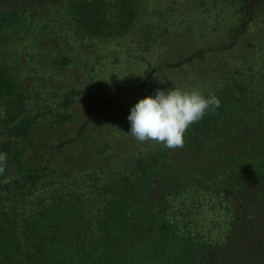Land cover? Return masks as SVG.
I'll list each match as a JSON object with an SVG mask.
<instances>
[{"label":"trees","instance_id":"1","mask_svg":"<svg viewBox=\"0 0 264 264\" xmlns=\"http://www.w3.org/2000/svg\"><path fill=\"white\" fill-rule=\"evenodd\" d=\"M27 3L28 12L27 7L0 11V43L27 25L28 45L37 50V54L28 50V55L33 60L39 57L47 68L58 70L66 68L72 59L67 54L47 50L51 27L59 14L53 7L65 9L78 35L101 39L127 33L139 10V0H28ZM245 6L240 5V10ZM233 72L240 73L236 69ZM15 74L0 48V152L7 153V160H19L28 154V146L36 162L47 154L56 156L64 151L61 146L68 137L57 145L59 150H54L36 132L39 126L44 129L41 134H47L79 121L76 107L81 91L71 87L61 93L43 95L30 88L32 85L28 84L27 89ZM210 94L220 99V107L186 131L185 144L191 150L200 152L216 141L229 145L239 140L248 121L256 115H261L264 122V93L249 90L239 76L229 77L218 89L204 95ZM80 140L82 143L75 140L68 144L72 147L69 152L78 157L89 151L100 156L108 152L107 144L87 149L86 140L82 136ZM78 144L87 153L79 151ZM47 165L34 162L15 180L8 183L0 180V191L10 194L11 201H28V218L17 221L20 229L12 223L0 226V233L10 237L0 247V264L214 262L220 247L213 243V236L219 231L216 221L221 210L216 189L220 184L215 187L209 183L212 172L194 173L188 165L182 168L180 159H170L169 150L162 145L131 153L126 161L115 162L109 168L100 166L106 174L104 179L97 171L87 173L83 182L93 187L88 197L78 194L81 191L78 189L69 194L50 191L46 196ZM57 168L64 169L62 165ZM198 172L205 174L203 179L196 178ZM257 180L264 179L259 176ZM235 185L228 186L233 190L237 189ZM185 191H190L189 195ZM201 191L209 193L203 195ZM0 203L1 209L4 208L1 194ZM203 205H210L209 213L200 210Z\"/></svg>","mask_w":264,"mask_h":264},{"label":"rangeland","instance_id":"2","mask_svg":"<svg viewBox=\"0 0 264 264\" xmlns=\"http://www.w3.org/2000/svg\"><path fill=\"white\" fill-rule=\"evenodd\" d=\"M27 2L0 0V11L27 7L28 12ZM243 3L245 9L240 10ZM52 10L59 14L51 27L47 50L71 57L66 68H47L39 57L31 59L28 50L36 54L37 50L28 45L27 25L3 39L0 48L27 89L28 84L41 94L79 89L76 108L80 120L47 134H41L44 129L39 126L37 137H45L54 150H59L57 145L68 137L61 146L64 151L56 156L47 154L36 162L27 146L28 154L19 160H7L1 181L6 177L15 180L34 162L48 163L46 196L50 191L69 194L78 189V194L88 197L93 187L83 182L87 173L97 171L104 179L106 174L100 166L124 162L131 153L144 148L162 146L151 141L140 143L128 133L127 117L140 99L154 96L157 89L167 91L174 87H198L206 94L218 89L229 77L238 76L249 90L264 93V0H139L133 27L111 39L78 35L63 7ZM235 69L241 74L233 72ZM260 119L261 115H256L248 121L239 140L229 145L216 141L200 152L186 144L176 150L168 149L170 159L179 158L182 168L188 165L194 173L210 171L209 183L215 187L220 184L216 188L221 210L216 222L220 227L213 236V243L220 249L212 264H264V180H257L259 176L264 179V122ZM81 136L87 149L107 144V154L100 156L89 151L78 157L69 152L72 147L68 144L75 140L82 143ZM77 148L87 153L82 145ZM204 175L198 172L196 178L203 179ZM233 184L237 189L229 188ZM3 192L6 191L0 194L5 207L1 209L0 203V226L12 223L20 229L17 221L28 218V201H11L10 194ZM210 208L203 205L200 210L207 214ZM9 239L0 233V247Z\"/></svg>","mask_w":264,"mask_h":264},{"label":"clouds","instance_id":"3","mask_svg":"<svg viewBox=\"0 0 264 264\" xmlns=\"http://www.w3.org/2000/svg\"><path fill=\"white\" fill-rule=\"evenodd\" d=\"M220 104L215 94L205 96L198 87L157 89L154 96L140 99L131 108L128 133L140 143L151 141L176 150L184 147L186 131L209 112L215 114ZM6 164L7 153L0 152V175L5 173ZM11 179L6 177L3 182Z\"/></svg>","mask_w":264,"mask_h":264}]
</instances>
